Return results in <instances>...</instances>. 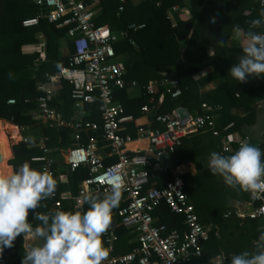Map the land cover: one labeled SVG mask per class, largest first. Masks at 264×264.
Instances as JSON below:
<instances>
[{
  "label": "trees",
  "instance_id": "16d2710c",
  "mask_svg": "<svg viewBox=\"0 0 264 264\" xmlns=\"http://www.w3.org/2000/svg\"><path fill=\"white\" fill-rule=\"evenodd\" d=\"M234 3L238 13L227 16L231 4L229 0H142L135 5L130 0H126L123 10L117 14L119 0H98L95 6L97 11L94 16L95 24H107L110 29L124 30V37L112 41V45L115 53L123 61L125 80H136L143 85L149 80L158 79L162 72H170L179 80L181 94L177 98H170L162 86L155 88L153 100L155 106L148 113L152 128L161 126L155 121V114L170 111L178 105L188 109L196 108L200 112V103L205 100L211 104L219 102L222 105L216 126L222 136L234 131L240 132L242 125L247 121L246 116L241 117L229 112V107L236 105L238 101L233 95V100L226 95L227 83L206 92L208 97L201 98L198 93L199 80H194L192 77L210 63L217 65L224 43L235 25H239L246 32L249 29L247 23L260 18L261 9L258 0H237ZM173 4L178 5V10L174 12L176 15L174 25L167 17V10ZM185 9L190 16L185 15L187 14ZM244 9H248L249 14L244 13ZM44 10L45 8L35 4L34 0H0V118L22 127L37 124L33 114L36 109V98L39 95L35 88L36 82L44 81L46 73H52L67 64L69 56L73 53L72 41L67 35V29L71 24L48 21L40 16L36 25H22L23 19L42 14ZM213 18L215 23L210 22ZM131 22L144 23L145 26L131 30L127 28ZM210 26L213 27L212 32ZM261 30L255 29L258 32ZM37 32H42L44 36L43 45H40L35 36ZM220 38L223 39V44L218 42ZM61 40L66 43L65 53L60 51ZM182 44L184 50L180 54ZM211 44L215 46L212 55L208 52ZM140 85L133 87L138 89L136 93H130L125 87L113 89L114 100L122 104L125 113L134 117L142 115L140 107L148 101ZM54 88L57 89V94L52 104L64 118L72 116L75 111L70 96L72 85L66 80H61ZM8 98H14L15 102L6 103ZM99 104L97 99L91 103H84L78 107V114L85 120L100 124L102 120ZM40 132L48 137L46 143L52 151L56 149L57 152L59 148L74 145L70 131L65 127L56 129L42 126ZM91 132L96 134L99 130ZM124 132H129L134 137L133 124H126ZM29 138V142L19 140L12 145L13 157L9 160V164L12 165L13 172L25 162H28L32 168L40 170V162L31 160L32 156L41 154L37 138L31 135ZM241 139L239 135L230 140L231 150L222 155L233 154L238 149V142ZM85 140L83 136L81 142L85 143ZM212 152L220 153V137L212 135L211 130L200 129L185 136L173 151H166L161 161L162 164L170 167L184 161H194L196 165V174L192 176L182 174L181 177L184 181L185 194L193 204L199 222L203 225L210 224L209 238L202 245L203 261H208L219 253L227 254L222 249L216 229L219 219L223 218V214L229 209V206H225L227 197H236V195L227 196L228 186L223 178L213 175L208 164L204 162L205 157L210 156ZM54 167L53 177L58 181L56 195L42 202H54L59 198V192L63 190L68 191L71 196H77L78 184L87 175V169L80 166L74 171H68L64 163L60 166L56 163ZM2 172L0 165V174ZM8 172L10 166L5 173ZM59 173L66 174V182L59 179ZM153 174L151 180L155 181L158 187H162L172 178L170 172H153ZM94 195L103 198L99 193ZM248 196L249 193L246 192L245 197ZM121 203L123 201L119 204ZM81 207L79 212L83 213L89 206L85 204ZM51 210L47 209L45 213ZM60 210L75 212L71 205L67 208L62 206ZM153 215L156 217L155 223L164 224L168 230L176 229L181 232L186 228L183 215L170 211L164 203L155 208ZM234 217L233 225L239 239L247 235L253 240L258 238L259 230H263L259 218H239L235 215ZM29 221L35 225L31 211ZM122 230L128 233L127 227L117 224L116 233L121 235ZM124 243H126L125 239ZM104 246L106 247L105 244ZM250 246L254 247L253 243H250ZM24 248L22 238L17 237L14 246L5 248L1 256L7 258L6 264H21Z\"/></svg>",
  "mask_w": 264,
  "mask_h": 264
},
{
  "label": "built area",
  "instance_id": "2783aa9c",
  "mask_svg": "<svg viewBox=\"0 0 264 264\" xmlns=\"http://www.w3.org/2000/svg\"><path fill=\"white\" fill-rule=\"evenodd\" d=\"M34 2L45 10L42 14L23 19L22 25H36L40 16L48 21L71 24L67 35L73 46V53L67 64L52 73H46L44 81L36 82L35 88L39 95L33 111L34 117L47 127H65L70 130L74 145L62 151L67 170L74 171L80 166L87 169V175L78 185V197L86 193H100L103 196L108 194V175H119L124 183L121 199L123 203L113 209L111 225L102 237L110 253L103 264H216L218 255L208 261L202 260V245L209 238L210 226L199 222L194 206L185 194L181 175L161 161L166 151H173L185 136L200 129L208 128L212 135L220 137V154L230 151V139L222 136L216 128L215 111L218 107L202 102L200 112L191 113L187 109L183 113H177L178 108L184 107L178 105L170 111L155 114L154 119L160 127L152 128L149 119L145 123H137L136 117L125 113L122 104L113 98L115 87L131 89L140 84L136 80L124 79V64L113 48L111 29L105 24H95V6L98 0ZM125 2L126 0H119L117 14L123 10ZM258 5L261 9L260 0ZM176 10L177 4L171 5L167 10V17L172 23V14ZM144 26V23L131 22L127 28L136 30ZM259 32H264V29ZM61 80L72 85L70 96L75 107L91 103L95 99L99 101L100 124L80 117H63L52 104L57 94L54 87ZM140 86L148 97L147 103L140 107L142 115L147 117L155 106L153 100L157 86H162L170 98H177L181 94L179 80L170 72H162L158 79L149 80ZM14 102V98L6 100L9 104ZM128 123L133 124L134 137L129 132L123 133ZM24 128L20 126L21 130ZM93 130H99V134L92 133ZM83 136L85 143L81 142ZM47 139L46 135L37 139L41 154L32 156L31 160L40 162L41 171L47 168L54 175L55 161L51 156L52 150L46 143ZM20 140L30 141L26 136H21ZM140 140L146 141L145 147L133 150L128 148V144ZM242 143L245 142H238V148ZM105 156H112L114 159L106 163ZM153 172H170L172 178L158 187L151 180ZM58 176L60 179L66 178L64 173H59ZM60 198L61 196L52 203V210L61 209ZM250 202L253 204L251 212L227 210L223 216L233 213L241 218H259L264 228V198H256L250 194ZM161 203L170 211L183 215L186 227L183 231L168 230L164 224L155 223L153 212ZM119 223L134 234L136 245L128 252L114 254L113 242L117 237L115 227ZM4 262L5 258L0 256V263Z\"/></svg>",
  "mask_w": 264,
  "mask_h": 264
},
{
  "label": "clouds",
  "instance_id": "9594fccd",
  "mask_svg": "<svg viewBox=\"0 0 264 264\" xmlns=\"http://www.w3.org/2000/svg\"><path fill=\"white\" fill-rule=\"evenodd\" d=\"M260 18L249 21L245 32L239 25L233 28L235 37L246 38L242 55L231 66L228 75L239 83L250 77L264 78V0H260ZM210 22L215 23V18ZM223 44V39L218 40ZM264 150L251 143H242L231 155L210 154L208 167L213 175L223 178L233 190L248 192L264 198ZM110 192L102 199L91 193L83 194L79 202L89 207L83 213L51 210L37 211L41 202L56 195L58 181L47 168L42 171L28 162L13 174H0V255L12 248L17 237L23 235L29 243L24 248L21 264H103L109 257L103 235L112 222L113 209L122 199L124 183L119 175L106 176ZM46 206V205H45ZM30 211L36 225L29 222ZM254 251L233 254L230 258L218 255L216 264H264V230L253 241Z\"/></svg>",
  "mask_w": 264,
  "mask_h": 264
},
{
  "label": "crops",
  "instance_id": "0c3cea01",
  "mask_svg": "<svg viewBox=\"0 0 264 264\" xmlns=\"http://www.w3.org/2000/svg\"><path fill=\"white\" fill-rule=\"evenodd\" d=\"M132 4H138L142 0H130ZM187 1V0H186ZM237 0H229L231 3L229 5V12L224 13L227 16L230 15H236L238 13V9L236 6V3H234ZM187 14H185L187 17L190 16L189 12L187 9ZM177 11V10H176ZM176 11H173V25L175 24V13ZM97 12V11H96ZM244 13L249 14L248 9L243 10ZM97 14V13H96ZM225 16V18L227 17ZM249 26V23H247ZM107 25V24H105ZM108 26V25H107ZM226 27V25H224ZM109 27V26H108ZM110 28V27H109ZM227 28V27H226ZM225 28V30H226ZM210 31H213V27H209ZM112 30V29H111ZM224 30V31H225ZM211 31V32H212ZM38 42L41 44H44V36L42 32H37L35 34ZM246 43V38L241 37L239 40L236 39L233 28L230 30V33L226 39V43H224V46L222 48V53L220 58H218V63L217 65H214V63H210L209 65L203 67L201 70L197 71L192 75L194 80H199V85H198V93L201 98L208 97L206 92L210 90H214L215 88L224 85L227 83V89L226 95L229 96L231 100H233V96L237 98L238 103L236 105L230 106L229 107V112L239 115V116H246V122L244 125H242L240 132L234 131V133H229L225 134L223 136H226L230 140L233 138L240 137L242 138L241 141H244L245 143H251L253 145L259 146L262 150H264V78H255V77H250L248 79L247 83H239L236 80H234L231 76L228 75V72L233 64H235L242 55V45ZM185 44V43H184ZM184 44H182L181 49H180V54H182L184 50ZM215 46L211 44L208 48V52L210 55L214 54V48ZM66 48V43L64 40H61L60 42V51L61 53H65ZM229 67V68H228ZM174 76V75H173ZM130 93H136L138 89L136 88H131L128 89ZM231 92V93H230ZM233 95V96H232ZM211 104L209 101H201ZM201 103H200V110L201 111ZM211 105H216L218 109L215 111L216 115V121L218 120V116L220 113V110L222 108L221 103L217 102L216 104H211ZM75 111L72 116L70 117H80L81 116L78 114L79 110L77 107H75ZM187 108V107H186ZM188 109V108H187ZM191 113H197L198 109L192 108L188 109ZM68 117V118H70ZM36 119V118H35ZM137 123H142L146 122L148 120V117L145 115H140L136 117ZM37 124L33 126H27L23 130L20 129V126L12 123L11 121H8L4 118H0V131L5 134V141L6 143L8 142L9 147L8 150L3 153L2 155V162L0 165H2V170L3 172L1 174H13V167L11 164H9V160L13 157L12 153V145L17 143L21 136H26L29 138V135H31L34 138H41V136L45 135L42 132H40V128L42 126H45L44 123L40 119H36ZM217 126V122H216ZM54 128H61V127H54ZM68 129V128H67ZM210 129H202V131H207ZM70 131V130H69ZM196 132V131H195ZM193 133V132H191ZM97 135L99 134L96 133ZM71 135V134H70ZM85 137V136H84ZM10 139V141H9ZM14 140V142L11 141ZM30 139V138H29ZM72 139V137H71ZM146 146V141L145 140H140V141H134L130 144H128V148L130 150H133L135 148H143ZM65 148H59L56 151L53 150L51 156L53 157L55 164L57 163L58 166L62 165L64 163V159L62 156V151L65 150ZM131 152V151H130ZM114 159L112 156H105L104 161L108 162ZM210 159V156L205 157L204 162L208 164V161ZM264 159V157H262ZM65 164V163H64ZM10 166V172L5 173L7 171V166ZM173 168L175 169L176 172H178L180 175L182 174H189V175H194L197 172L196 165L194 161H184L182 163H179L178 165H174ZM60 179V178H59ZM66 179H60L62 182H66ZM80 183V182H79ZM79 185V184H78ZM98 194V193H95ZM100 194V193H99ZM94 195V194H93ZM59 196H61V207H68L71 205V207L74 209L75 212L81 210V204L79 203L82 200V197L78 196H71L70 193L66 190H63L59 192ZM102 197H104L102 195ZM52 203H47V202H41V207L37 209V211L41 213H45L47 209H52ZM46 205V206H45ZM253 207V204L250 202V193L248 196L247 201H233L232 204L229 205V209L231 211L235 210H242L245 211V213L251 212V209ZM233 208V209H232ZM233 214V213H232ZM231 215V214H230ZM229 215V216H230ZM32 216H34V213H32ZM236 216V215H235ZM224 217V216H223ZM228 217V216H227ZM226 218V217H224ZM30 222V221H29ZM35 225L39 223L38 221H35ZM205 226H210L205 225ZM264 230V228H263ZM115 233H116V227H115ZM121 235H118L116 233V239L113 242V253L114 254H122L125 252H128L131 250V248L136 245V240L134 237V234L130 232L128 228V233L124 232L123 230L120 232ZM23 240V245L24 247L29 244V243H38V242H33V241H27L24 240L23 235L19 236ZM124 239L126 240V243H124ZM129 249V250H128ZM1 256V255H0ZM5 258L4 263L0 264H6L7 258L4 256H1Z\"/></svg>",
  "mask_w": 264,
  "mask_h": 264
},
{
  "label": "rangeland",
  "instance_id": "374dc122",
  "mask_svg": "<svg viewBox=\"0 0 264 264\" xmlns=\"http://www.w3.org/2000/svg\"><path fill=\"white\" fill-rule=\"evenodd\" d=\"M216 113H215V118H216ZM5 135V134H4ZM10 141V139H9ZM12 142H14V140L11 139ZM8 144V142H7ZM9 147V144H8ZM7 169H9V166H7ZM227 196L228 195H233L236 197H227V201L225 203V206H229L230 204H232L233 201L237 200V201H247L248 198L245 197L246 192L243 191H237V190H233L232 188L228 187L227 188ZM233 209V208H232ZM248 217V216H245ZM241 218V217H239ZM235 222V217L233 214H231L230 216L226 217V218H220L218 225H217V229H216V233L218 235V238L220 239V244L222 245V249L224 252H226L227 254H224L226 257H231L233 254H239L241 252L244 251H254L255 250V246L252 247L250 246V243L252 244L253 239H251L250 236H246L243 239H239L238 238V233L235 230V226L233 225V223ZM254 245V244H253ZM249 246V247H248ZM230 250H232L231 252H229ZM220 254V253H219ZM218 254V255H219ZM225 264H228V260H225Z\"/></svg>",
  "mask_w": 264,
  "mask_h": 264
},
{
  "label": "water",
  "instance_id": "95a60500",
  "mask_svg": "<svg viewBox=\"0 0 264 264\" xmlns=\"http://www.w3.org/2000/svg\"><path fill=\"white\" fill-rule=\"evenodd\" d=\"M110 34L114 38V40H119L124 37V30L122 28L112 29ZM186 110H187L186 107H181V108H178L177 113H183Z\"/></svg>",
  "mask_w": 264,
  "mask_h": 264
},
{
  "label": "bare ground",
  "instance_id": "6f19581e",
  "mask_svg": "<svg viewBox=\"0 0 264 264\" xmlns=\"http://www.w3.org/2000/svg\"><path fill=\"white\" fill-rule=\"evenodd\" d=\"M8 150V144L5 141V135L0 131V163L2 162V155Z\"/></svg>",
  "mask_w": 264,
  "mask_h": 264
}]
</instances>
